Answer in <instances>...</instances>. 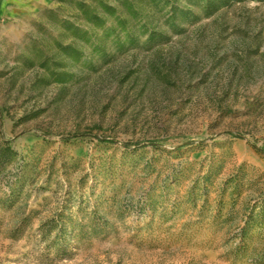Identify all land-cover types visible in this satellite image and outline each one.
Returning a JSON list of instances; mask_svg holds the SVG:
<instances>
[{
	"label": "rangeland",
	"instance_id": "374dc122",
	"mask_svg": "<svg viewBox=\"0 0 264 264\" xmlns=\"http://www.w3.org/2000/svg\"><path fill=\"white\" fill-rule=\"evenodd\" d=\"M182 4L198 19L178 18L167 44L118 52L112 35L60 84L23 65L42 26L57 34L42 16L56 0H0V145L14 153L0 167V264H228L264 198V2L208 18L202 0ZM115 192L127 211L103 207L109 235L47 261L45 224Z\"/></svg>",
	"mask_w": 264,
	"mask_h": 264
},
{
	"label": "trees",
	"instance_id": "16d2710c",
	"mask_svg": "<svg viewBox=\"0 0 264 264\" xmlns=\"http://www.w3.org/2000/svg\"><path fill=\"white\" fill-rule=\"evenodd\" d=\"M190 1L186 0V3ZM202 1L201 11L203 16L208 18L222 8L246 0ZM56 2L57 7L45 10L42 16L50 20L57 34L55 36L49 34L42 26L40 30L44 32L39 40L32 44L31 55L24 58L23 65L27 67L38 65L42 69L43 81L60 84L74 78V69L81 62L87 45L94 46L93 50L96 53L103 54L105 43L114 35V44L118 52L142 47L150 50L169 42L167 30H172L175 34L182 33V29L176 24L178 18L191 24L198 19L187 4H182V7L179 5L182 0H56ZM97 30H106L100 43L96 42L99 41L96 38ZM102 141L114 142L108 139ZM122 146L125 149L129 148V144ZM13 154V150L7 144L0 145V167L10 162ZM166 198V194L159 196L147 194L144 203L154 211V205L161 204L164 208ZM125 200L126 197L117 192L110 197L101 194L95 199L90 212H82L81 216L71 211L57 213L56 221L45 224L46 233H55L54 239L46 246L47 261L59 263L69 260L78 247L102 235H109L112 226L107 217L111 215V211L103 210V207L106 205L114 209L113 213L118 216L127 211L122 207ZM191 200L194 201V198ZM82 203L80 202V206ZM172 207L173 210L177 209V206ZM213 218L215 220L216 217ZM85 219L87 222H84ZM242 221L234 235L235 244L229 251L228 264H264V198L247 208ZM227 225L228 221L223 218L219 225L220 230Z\"/></svg>",
	"mask_w": 264,
	"mask_h": 264
}]
</instances>
